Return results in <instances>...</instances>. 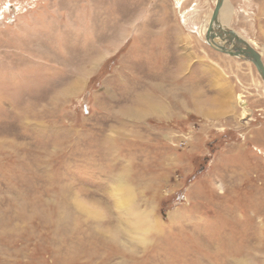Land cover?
<instances>
[{"label":"rangeland","instance_id":"1","mask_svg":"<svg viewBox=\"0 0 264 264\" xmlns=\"http://www.w3.org/2000/svg\"><path fill=\"white\" fill-rule=\"evenodd\" d=\"M216 1L0 0V264H264V82Z\"/></svg>","mask_w":264,"mask_h":264},{"label":"water","instance_id":"2","mask_svg":"<svg viewBox=\"0 0 264 264\" xmlns=\"http://www.w3.org/2000/svg\"><path fill=\"white\" fill-rule=\"evenodd\" d=\"M225 0H217L206 32V41L214 49L232 57L253 63L264 81V61L260 53L236 31L223 27L219 21Z\"/></svg>","mask_w":264,"mask_h":264},{"label":"bare ground","instance_id":"3","mask_svg":"<svg viewBox=\"0 0 264 264\" xmlns=\"http://www.w3.org/2000/svg\"><path fill=\"white\" fill-rule=\"evenodd\" d=\"M217 2V1H216ZM1 3V2H0ZM231 13H232V8L230 6V4L227 2V0L224 1V4H223V7L221 9V12H220V16H219V21L221 23V25L223 27H225L228 22H229V19H230V16H231ZM209 22V21H208ZM225 25V26H224ZM243 38V37H242ZM259 52V51H258ZM260 53V52H259ZM261 55V53H260ZM262 57V55H261ZM263 59V57H262ZM248 62V61H247ZM251 63V62H250ZM253 64V63H252ZM258 72V71H257ZM259 74V73H258ZM261 77V76H260ZM263 80V79H262ZM264 82V81H263ZM156 108V107H155ZM159 112V111H158ZM161 113V112H160Z\"/></svg>","mask_w":264,"mask_h":264}]
</instances>
